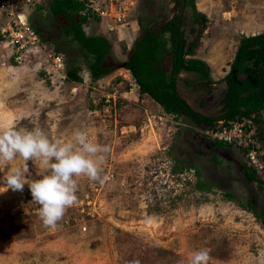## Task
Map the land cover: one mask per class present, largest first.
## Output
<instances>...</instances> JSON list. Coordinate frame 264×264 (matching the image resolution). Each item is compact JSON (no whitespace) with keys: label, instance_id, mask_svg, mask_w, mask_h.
Returning <instances> with one entry per match:
<instances>
[{"label":"rangeland","instance_id":"1","mask_svg":"<svg viewBox=\"0 0 264 264\" xmlns=\"http://www.w3.org/2000/svg\"><path fill=\"white\" fill-rule=\"evenodd\" d=\"M122 1L126 14L116 32L108 33L103 20L84 26L112 43L106 65L128 60L141 27L174 15L170 0ZM195 2L209 19L195 58L209 65L212 82L183 72L178 90L195 111L211 116L222 108L223 79L240 41L264 34V0ZM14 7L40 33L41 49L17 51L1 34L9 22L0 14V127H39L50 139L80 129L110 152L105 182L78 178V201L56 228L43 225L27 185L0 193V264H188L199 250L209 252V264H264V183L246 180L237 146L211 150L191 119L140 99L125 68L93 80L85 50L53 25L49 0H16ZM58 56L60 67L53 64ZM72 68L82 83L68 78ZM116 77L124 81L115 88L131 85L110 94ZM260 130L264 143V124ZM27 166L32 179L42 178L38 162ZM199 181L209 188L199 189Z\"/></svg>","mask_w":264,"mask_h":264},{"label":"trees","instance_id":"2","mask_svg":"<svg viewBox=\"0 0 264 264\" xmlns=\"http://www.w3.org/2000/svg\"><path fill=\"white\" fill-rule=\"evenodd\" d=\"M170 1L173 3L172 18L159 25L148 23L141 27L142 32L136 39L128 60L111 65H106V61L113 52L112 43L105 36L88 35L84 30V25L88 24L90 18L98 23L101 21L98 15L91 14L90 10L84 15V3L78 0H49V10L53 25L61 34L72 37L85 50L91 62L89 69L93 80L110 76L117 69L125 68L139 86L140 99L152 100L165 115L191 119L195 126L203 130L205 141L210 143L211 150H233L237 146L241 156L245 157L252 148V145L247 149L243 144H228L206 135L205 132L221 127L218 121H224L223 127L227 128L235 123H245L247 129L254 126L257 129V142L253 147L261 150L263 138L260 129L264 124V34L242 38L223 79L225 90L219 114L203 115L195 111L180 95L178 80L183 72H188L199 75L205 82H212L209 65L195 58L199 42L209 26V19L198 11L195 0ZM68 78L78 83L83 82L75 68L68 71ZM122 81L121 77H116L109 92L128 90L130 83H126L123 90L115 88ZM261 158V170L249 167L246 162L242 163L244 176L249 183H264L261 179L264 174V153ZM186 168L190 169L192 166L188 165ZM173 171L177 173L180 170L174 168ZM198 188L208 189L209 186L199 181Z\"/></svg>","mask_w":264,"mask_h":264},{"label":"clouds","instance_id":"3","mask_svg":"<svg viewBox=\"0 0 264 264\" xmlns=\"http://www.w3.org/2000/svg\"><path fill=\"white\" fill-rule=\"evenodd\" d=\"M110 152L107 144L94 143L86 131L77 129L70 138L50 139L39 127H0V193L9 189L23 191L27 185L32 202L38 206L45 227L56 228L67 209L78 201V178L103 184V164ZM17 160L22 164L13 165ZM38 162L44 169L41 179H32L27 161ZM207 250L195 251L188 264H209Z\"/></svg>","mask_w":264,"mask_h":264},{"label":"built area","instance_id":"4","mask_svg":"<svg viewBox=\"0 0 264 264\" xmlns=\"http://www.w3.org/2000/svg\"><path fill=\"white\" fill-rule=\"evenodd\" d=\"M27 1L29 2L30 0ZM78 1L84 3V15L90 10L89 12L91 14L98 15L101 21L103 20L106 22L108 33L112 34L116 32V25L121 23L124 24L123 20L126 14L124 1L107 0V4L104 5H101V2H106L104 0ZM15 2L16 0H0V13L5 12L6 20L9 22L7 28L1 30V34L7 41H10L17 51H26V49H29L27 52L35 54V52L38 51L37 49H41L40 33L29 24L26 15L16 12L14 7ZM60 62L61 59L58 56L54 59L53 64L55 63L57 67H60ZM109 96L115 98V94ZM219 125L221 126L220 128L209 130L205 132V134L214 140H220L228 144L233 142H236L237 145L243 144L247 149L249 148V145H252V148L245 156V162L249 167L251 166L259 170L263 169V160L261 158L263 152L253 147V145L257 142L255 139L257 129L254 126L247 129L245 123H235L229 128L223 127L224 121H222ZM67 221L68 220L65 221V224H67ZM82 229L84 231L87 230L86 227H83Z\"/></svg>","mask_w":264,"mask_h":264},{"label":"crops","instance_id":"5","mask_svg":"<svg viewBox=\"0 0 264 264\" xmlns=\"http://www.w3.org/2000/svg\"><path fill=\"white\" fill-rule=\"evenodd\" d=\"M1 14V13H0ZM92 22H94L95 20L94 19H90ZM89 23V22H88ZM91 24L89 23V26H90ZM84 26H86V25H84ZM75 88H77V87H75ZM262 147H263V149H264V143H263V139H262Z\"/></svg>","mask_w":264,"mask_h":264}]
</instances>
